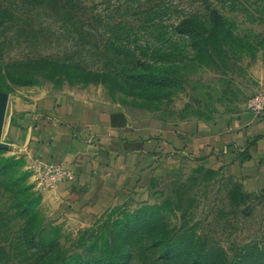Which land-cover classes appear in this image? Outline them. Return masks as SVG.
Wrapping results in <instances>:
<instances>
[{
  "label": "rangeland",
  "instance_id": "1",
  "mask_svg": "<svg viewBox=\"0 0 264 264\" xmlns=\"http://www.w3.org/2000/svg\"><path fill=\"white\" fill-rule=\"evenodd\" d=\"M0 93V264H264V0H0Z\"/></svg>",
  "mask_w": 264,
  "mask_h": 264
},
{
  "label": "crops",
  "instance_id": "2",
  "mask_svg": "<svg viewBox=\"0 0 264 264\" xmlns=\"http://www.w3.org/2000/svg\"><path fill=\"white\" fill-rule=\"evenodd\" d=\"M67 109H69V106L66 107V110L65 112H67ZM46 113H48V115H42L39 119L41 120V123H42V127L41 129L37 128L36 129V134H33L32 130H31V133H30V138H34L35 141H37L39 143V145L37 146V143H31L34 147H36L37 149H42L45 154H48V155H52L54 154L55 152V147L57 146L56 142H60V138H59V130H67L69 132H71V127H76L78 129V132L81 134H79L82 138H84V140H87L89 139L91 136L93 135H88L89 132L93 129H95L96 127H101V126H98V125H102V124H99V120L97 118H92L90 117L89 119L83 121V122H78L77 125L74 124V119L73 117L69 116V114H67V116H64L63 118H61V116H57L58 119L56 121H51V120H54L55 118V114L54 112H50V111H47ZM68 113V112H67ZM65 118V119H64ZM51 121V122H50ZM56 122V123H54ZM58 122V124H57ZM60 123V124H59ZM106 123V121H105ZM57 124V125H56ZM122 128V127H121ZM59 129V130H58ZM35 130V129H34ZM57 132V134H55ZM82 132V133H81ZM84 132V133H83ZM32 136V137H31ZM34 136V137H33ZM62 136V135H61ZM84 136H87V137H84ZM63 138H61L62 140ZM81 139V138H79ZM55 142H54V141ZM92 139H90V142L89 143H92L91 142ZM31 141V140H30ZM123 144H125L127 147L130 146L129 144H132L131 148H133L131 150L130 153H137V152H141L142 149L141 148H138V146H135V141H128V140H125V139H121L120 140ZM41 143H44V144H41ZM47 143V144H46ZM139 143V142H138ZM186 144V142H184ZM46 144V145H45ZM56 144V145H55ZM184 144V145H185ZM44 145V146H43ZM50 145V146H49ZM137 145V144H136ZM48 146V147H47ZM47 147V148H46ZM186 147V146H185ZM85 148H81V150H84ZM89 148L85 149V150H88ZM76 150V149H75ZM111 152L110 149L107 150V152ZM85 151L83 152H76L78 153V157H76L75 159V163L76 164H73L71 163L70 167L73 168V171H74V168H78L77 170L75 169V173H76V176H73V178L75 179L76 177V181L78 180V177L79 176H84L83 175V170L85 171H91L92 170V165L93 167L95 166V163L92 161L93 159L89 156H85L82 155L81 153H84ZM178 151H176L177 153ZM81 154V155H80ZM88 154V152H87ZM96 153L92 152L90 153L89 155H92L94 156ZM54 157V156H53ZM91 162V163H90ZM78 165V166H77ZM81 166H84V168L82 169ZM69 167V166H68ZM70 167H69V170H70ZM71 171V170H70ZM73 180V179H72Z\"/></svg>",
  "mask_w": 264,
  "mask_h": 264
},
{
  "label": "water",
  "instance_id": "3",
  "mask_svg": "<svg viewBox=\"0 0 264 264\" xmlns=\"http://www.w3.org/2000/svg\"><path fill=\"white\" fill-rule=\"evenodd\" d=\"M6 106H7V95L4 93H0V138L3 128Z\"/></svg>",
  "mask_w": 264,
  "mask_h": 264
},
{
  "label": "trees",
  "instance_id": "4",
  "mask_svg": "<svg viewBox=\"0 0 264 264\" xmlns=\"http://www.w3.org/2000/svg\"><path fill=\"white\" fill-rule=\"evenodd\" d=\"M215 13H216L215 10H211L210 15L207 16L206 18H219V17L216 16ZM189 18H198V17H189ZM182 25H183V24L181 23V26H182ZM183 29H184V26H183L182 28L177 29V30H179V31L182 32V31H184Z\"/></svg>",
  "mask_w": 264,
  "mask_h": 264
},
{
  "label": "built area",
  "instance_id": "5",
  "mask_svg": "<svg viewBox=\"0 0 264 264\" xmlns=\"http://www.w3.org/2000/svg\"><path fill=\"white\" fill-rule=\"evenodd\" d=\"M47 171H49V172H50V171H51V172H52V171L57 172V170H47Z\"/></svg>",
  "mask_w": 264,
  "mask_h": 264
}]
</instances>
